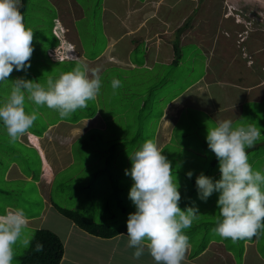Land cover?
I'll return each instance as SVG.
<instances>
[{"label":"rangeland","instance_id":"1","mask_svg":"<svg viewBox=\"0 0 264 264\" xmlns=\"http://www.w3.org/2000/svg\"><path fill=\"white\" fill-rule=\"evenodd\" d=\"M24 1V23L34 31L31 66L27 72L14 70L9 81L0 82V103L16 78L45 84L77 66L48 57L62 42L54 34L57 22L65 26L61 19H67L72 8L78 16L66 38L79 52L82 45V64L101 69L99 100L107 103L100 104L93 117L77 121L26 101V112L35 110L38 118L15 143L0 121V215L23 209L25 232H55L66 242L68 258L81 264H155L147 250L139 260L133 259L135 249L127 246V219L136 209L128 198L133 181L125 175L132 166L129 155L153 139L172 162L181 193L179 207L195 206L202 214L185 230L190 248L182 264H264V233L236 241L213 233L219 193L202 201L195 184L201 172L214 181L220 178L219 163L211 166L216 157L206 141L207 128L215 127L216 121L231 119L234 127L257 123L262 132L259 144L264 143V0ZM107 6L116 9L117 16L109 14ZM122 15L121 33L117 25ZM132 40L137 44L131 50ZM172 43L180 51L176 64L170 63ZM109 44L124 57L130 54L135 68L128 61L116 65L127 66L124 70L112 68L117 57L101 59ZM113 78L122 82L115 92ZM137 102L141 108L146 103L143 115ZM29 135L40 137L42 148L31 144ZM255 146L246 149L249 163L264 174V147L255 151ZM54 205L124 235L96 241L98 237L61 216ZM28 248L18 246L12 264H21Z\"/></svg>","mask_w":264,"mask_h":264},{"label":"clouds","instance_id":"2","mask_svg":"<svg viewBox=\"0 0 264 264\" xmlns=\"http://www.w3.org/2000/svg\"><path fill=\"white\" fill-rule=\"evenodd\" d=\"M22 7V0H0V82L9 81L14 70L27 72L31 66L34 31L26 27ZM55 29L62 40L72 43L66 38H70L67 27L57 22ZM64 29H67L66 36ZM76 54L78 58L85 59L81 50L76 49ZM78 58L60 62H82ZM123 61L110 64L117 65ZM130 68L135 67L130 65ZM101 86V69L80 63L55 80L47 79L45 84L16 78L11 81L10 94L0 103V121L10 142L15 143L38 118L35 110L30 114L26 112V101L56 110L64 119L76 110L86 108L88 101H94ZM121 86L119 79H112L114 92ZM261 135V127L257 123L234 127L231 119L216 121L215 127L207 128V145L218 160L220 178L214 181L201 172L195 184L198 198L202 201H207L213 192L219 193V217L212 232L223 239L259 238L264 233V174L253 170L246 151L255 146ZM28 140L41 148L36 135H29ZM162 152L157 142L147 139L129 155L132 166L125 169V175L133 181L128 198L136 210L128 215L127 246L135 249L133 259L136 260L147 250L155 264H182L190 248L185 230L190 229L202 214L195 206L185 210L179 207V184L176 177L173 179L172 162ZM186 175L191 178L193 172ZM27 225L23 209L0 215V264H12L16 248H28L32 244L34 235L24 231ZM43 248L42 243L35 244V251L41 252Z\"/></svg>","mask_w":264,"mask_h":264},{"label":"trees","instance_id":"3","mask_svg":"<svg viewBox=\"0 0 264 264\" xmlns=\"http://www.w3.org/2000/svg\"><path fill=\"white\" fill-rule=\"evenodd\" d=\"M22 5L23 7L21 8V12L25 9V6H26L24 0H23ZM173 40L171 39V42H174ZM173 44L174 43H172L173 50H174V60L171 63L176 64L179 59L180 51L178 48V44L176 45H173ZM81 53L84 56L85 53H84L82 45H81ZM48 57L49 59L53 60L49 56V54H48ZM53 62H58L62 64L69 63V64H75V65L78 63L82 64L80 61H76V60H67L64 62L53 60ZM121 70H124V69L122 68ZM101 94L102 92H100V94L97 96V98L94 101H88L87 102L88 106L86 108L78 109L70 115L75 116V119H77V121L85 119V118L93 117L97 111V107L102 103H105V102L107 103V101H105L104 99L101 101L99 100L101 97L100 96ZM143 101H144V96H143ZM92 104H93V108L90 107ZM137 105L139 108L138 113L140 115H143L144 113H146V111L142 109L143 107H145L146 103L144 104L142 108L138 102H137ZM147 113L151 114L152 111L149 110L147 111ZM259 142L260 141H257V144L255 146V151H257L260 147H264V143L259 144ZM260 153L261 152L259 151V155ZM253 159L255 160V158H252V160ZM217 162H218L217 159L215 161L212 160L211 166L214 167L217 164ZM54 208L61 216H64L67 219H70L71 221L75 223L76 226H78L80 229H82L83 231H85L86 233L92 236H95L101 239H113L119 236L120 234L124 233V231H119L117 229H114L105 223H102V222L98 223L94 221L92 218L82 215L80 212L65 209L57 205H54ZM37 242H40L44 245L43 251L41 252L35 251V244ZM64 253H65L64 243L59 235H57L55 232L51 230L37 229L34 232V239L32 241V244L29 246L25 255L21 259L22 261L21 264H61V261L64 257Z\"/></svg>","mask_w":264,"mask_h":264},{"label":"crops","instance_id":"4","mask_svg":"<svg viewBox=\"0 0 264 264\" xmlns=\"http://www.w3.org/2000/svg\"><path fill=\"white\" fill-rule=\"evenodd\" d=\"M137 3H138V0H135ZM126 2H127V0H126ZM126 2H125V10L127 11L129 8L127 7L126 8ZM72 7V6H71ZM107 9V12L109 13V14H111V15H113V16H117V12H116V9H114L113 7H111V6H107L106 7ZM74 10H73V8H72V12H70V14L71 15H69L68 16V18L66 19V18H64V19H61V21H63V23L65 24V26L69 29V33H71L72 32V30H73V22H74V19L78 16V14H77V12L75 13V12H73ZM125 12V11H124ZM127 12H129V11H127ZM131 12V11H130ZM129 12V13H130ZM131 15V14H130ZM133 17V16H132ZM122 18H123V15L122 16H120V26H118L117 25V28H119L117 31L118 32H123V30H122ZM66 24H68V26L66 25ZM111 24L112 25H114L115 24V22H111ZM78 40H79V38H78ZM80 42V41H79ZM137 44V42H134V40H132L131 41V44H130V47H131V50L134 48V46ZM80 47H81V44H80ZM107 52L108 54L106 55V56H115V57H117L119 60H124V61H128L129 62V64L130 65H133V63L131 62V58H130V54H126V57H124V56H122L121 54H119L118 53V51L116 50V47H115V45H113V44H109L108 45V48L106 47L105 48V50L103 51V54H105V53ZM153 55V54H152ZM105 55H102L101 56V59H103V57H104ZM153 57H154V55H153ZM155 58V57H154ZM172 61H170V63H171ZM170 63H168V64H170ZM111 67L113 68V67H119L120 69H122L120 66H116V65H113V64H111ZM62 134H64V133H62ZM61 135V134H60ZM37 138L39 139V142H40V145H42L41 144V138L40 137H38L37 136ZM36 146H38V144L37 143H34ZM42 148V147H41ZM44 150L42 149V157H44ZM46 160V159H45ZM49 178H50V176H49V174L47 173L45 176H44V178H43V182H44V184L46 185L47 184V182L49 181ZM47 186V185H46ZM71 232H72V229L70 230ZM72 234H73V232H72ZM123 234V233H122ZM120 236H121V234H120ZM90 237H92V236H90ZM116 239L118 238V236L117 237H115ZM101 239H99V238H97L96 239V241H100ZM110 240V239H109ZM63 241V240H62ZM64 243V242H63ZM66 244V242L64 243V245ZM114 250V249H113ZM115 251V250H114ZM115 253V252H114ZM69 256L68 255H66V253H64V257H63V259H62V261H61V264H65V263H70V264H81L80 262H78V261H73V260H71L70 258H68Z\"/></svg>","mask_w":264,"mask_h":264},{"label":"built area","instance_id":"5","mask_svg":"<svg viewBox=\"0 0 264 264\" xmlns=\"http://www.w3.org/2000/svg\"><path fill=\"white\" fill-rule=\"evenodd\" d=\"M54 33L59 38H62L57 29L54 30ZM48 54L54 61H63L66 59L78 58L75 46L72 43L64 40H62L61 44L57 48L51 50Z\"/></svg>","mask_w":264,"mask_h":264}]
</instances>
